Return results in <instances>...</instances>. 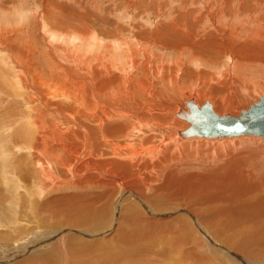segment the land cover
Listing matches in <instances>:
<instances>
[{
    "label": "bare ground",
    "instance_id": "6f19581e",
    "mask_svg": "<svg viewBox=\"0 0 264 264\" xmlns=\"http://www.w3.org/2000/svg\"><path fill=\"white\" fill-rule=\"evenodd\" d=\"M45 1L34 38L0 29L1 138L26 193L0 194V231L25 240L1 248L0 264H264V137L180 135L192 106L236 115L261 96L252 59L264 55V22L230 24L215 9L191 26L182 11L106 44L76 22L68 32L63 5ZM207 14L217 33L198 30ZM163 45L191 62L158 57ZM20 216L59 226L28 237ZM36 248L43 256L24 258Z\"/></svg>",
    "mask_w": 264,
    "mask_h": 264
},
{
    "label": "rangeland",
    "instance_id": "374dc122",
    "mask_svg": "<svg viewBox=\"0 0 264 264\" xmlns=\"http://www.w3.org/2000/svg\"><path fill=\"white\" fill-rule=\"evenodd\" d=\"M223 1H224V3H223ZM58 2H59V4H58ZM240 2H241V4H240ZM210 3H211V5H210ZM57 4L63 5V6H59V8L63 9V12H64L63 16L65 18H64V21L62 20L63 23L61 22L60 24L65 25V28L67 29L68 32L75 30L76 25H77L76 23H78L79 26H81V27L84 26L82 28H88L91 32H94V34L98 35L99 38L104 39V42L106 44H112L110 39H113V38H116L119 36H120V38L123 37V40H119L120 42H123V41H125V43L126 42L129 43V41L132 42L133 36L135 34H137L136 29L132 27V25H134V23H135V25L137 24L140 26V24H141L144 27H149L150 29L154 30L159 24L169 22L171 20V18L173 19L175 16L177 17L178 14L182 11L183 12L187 11L191 14L189 16L191 26H196V24H195L196 16H200L203 13L209 14L212 10H215V9H220V10L221 9H223V10L227 9L229 11V13H231L232 15L231 16L226 15L225 20L227 21V23L230 22V24H236V23L241 24L243 22L242 23L243 26L246 25L245 27H247V26H254V24L257 21L264 22V0H247V2H246V0H228V1L227 0H96V1L95 0H58ZM45 5H46L45 0H0V26H1L0 29H2V30L3 29L4 30L5 29H12V28L15 29L18 27L24 28V26H25V27H27V29H25V31L23 32V35L25 37H28V38H34V32H33L34 24L32 22L37 21V19H38L37 13L39 11H41ZM243 5H244V10L243 9L240 10L239 7H241ZM237 6H238V8H237ZM142 7H143V9H145V11L148 9L146 13H140L139 12V11H141ZM205 7H207V9ZM186 8H187V10H186ZM57 9L58 8L56 6H53L54 14L56 13L55 11ZM207 10H210V11H207ZM237 10H240L241 13H238ZM193 11H195V12H193ZM158 12H160V13H158ZM208 14L205 17L204 22L201 23L202 25L199 26L198 30L202 31L203 34H207L210 32L211 33L212 32L217 33L215 31L216 28L214 27L215 24L212 23V21L210 22ZM210 16H211V14H210ZM101 18H102V20H101ZM249 18H250V20H249ZM51 20H53V18H51ZM192 21H194V23ZM246 21H248V22H246ZM1 22L3 23V25ZM244 22H246V23H244ZM72 23H73V25H72ZM86 23L89 25H87ZM82 24H86V25H82ZM22 25H23V27H22ZM183 25H184V26H182L183 29L186 28V25L185 24H183ZM73 26H74V28H73ZM262 26L264 27V25H262ZM121 27H126L127 29L125 28L126 30L122 31ZM68 29H70V30H68ZM203 29H206V31H208V30H210V31L204 32ZM132 33H134V34H132ZM196 33H199V32L196 31ZM35 40H37V38H35ZM176 44H178V45L176 46ZM176 44H175V47H180L179 45H181L180 43H176ZM114 46H115V44H114ZM182 46L187 48V46H185V45H182ZM165 47L168 48L169 46L163 45L162 50L160 48L158 49V51L160 50L159 53L162 54V55L159 54L158 57L166 56L167 60L173 61L174 59L179 58V59H183L186 63L191 62L192 57L189 54L179 55L178 57H176L177 56L176 51L171 52V51H173V49H170V48L164 49ZM113 51L115 53L117 52L115 50H113ZM120 51H123V49H120ZM155 52H156V50H155ZM163 52H165V54ZM189 52H192V50H189ZM3 55H4L3 52H0V67L3 66L2 70L4 71L5 69L8 70V66L6 64H9V62H7V60H5V57ZM223 55L224 54H220V55H218V57L222 58V64L220 66L223 68H221V70H223V69L226 70V68L228 67V66L226 67V65H228V64H225V63H227L232 58H231L230 53H228L226 56H223ZM257 56H258V58H255V60L252 59V66H253L252 72L255 71L256 75L260 74V77H259V75H257L258 77L257 76L253 77V79L262 80L264 82V57H262L264 55H262L260 53V55H257ZM113 57L115 58V56H113ZM234 61H237V59H235V57H234ZM195 65L197 67H201V64L198 62H195ZM203 67L204 66L202 65L201 68H203ZM218 70H220V67L218 68ZM214 71H215V69H213V72ZM259 72H261V73H259ZM215 74H216V71H215ZM218 75L219 74H217V76ZM188 85H190V83ZM258 88H255L256 92H255V90L254 91L252 90V92L255 95H253L251 91H250V95L252 94L254 97H258L259 95H261V96L264 95V89H262L261 87H258ZM263 88H264V86H263ZM253 96H251L250 98L253 99L254 98ZM7 102L9 104L8 100H7ZM6 107H11V106L6 105ZM2 133H3V131L0 130V191H1L0 194H1V196L5 197L6 200H9L10 202H15V196H18L17 199L20 197L19 201L22 202V200L23 201L25 200L22 197L24 194L26 195V193L23 189H21V187L18 186L19 183H18V181H16V178L13 177L11 174H9L13 169V165H12L13 160H12V156H11V158H9L10 156L7 155V153L5 152V149H7L9 144L3 142L1 137H4V136L2 135ZM98 159L101 160L100 158H98ZM6 167H8V169H6ZM112 174L115 175L117 173H112ZM11 191H14V193H12ZM15 191L18 192V195H15ZM20 194H22V195H20ZM23 209H24V207H23ZM22 218H24L23 219L24 222H28V223H25L26 224L25 225L23 222V224L20 223V225H25V226H29V227L32 226V229H33L27 234L28 237H30V236L34 237L35 234L37 235L38 232L43 231V229L46 231L49 227H53V226L58 227L59 226L57 224V221L46 219L43 217H40L39 220H37V218L35 220L34 217H29V220H26L25 217L20 216L21 220H22ZM44 219H46V221ZM186 219L189 220V217H186ZM42 221H44V222H42ZM33 225L35 227H33ZM91 231L94 232L97 230L93 229ZM101 231H102V229H101ZM0 232H1L0 233V256L2 255V251H3L2 249L4 247H9L13 244H18L19 242L25 241V240L22 241L20 236H18L16 233H14L12 231H8V236H9V237H7L8 239L6 238V230H1ZM96 238H98V236ZM96 238H94V239H96ZM75 239H76L75 240L76 243H78L80 240L79 238H75ZM83 239L85 241L87 240L85 237H83ZM205 243H208V242L203 241V244L207 245ZM72 244H73L72 241H70V239L68 238L67 239V247H71ZM204 245H202L200 248L204 249ZM26 249L27 248H25V250ZM26 253L27 252H25L23 254H26ZM44 253L45 252L42 251V249L38 250L36 248L35 251L32 250L31 253H27L26 254L27 256H25L24 258H27V257L32 256V255L43 256ZM23 254H21V255H23ZM218 258H219V256H218ZM221 260H223V259H221ZM3 264H9V263H3Z\"/></svg>",
    "mask_w": 264,
    "mask_h": 264
},
{
    "label": "water",
    "instance_id": "95a60500",
    "mask_svg": "<svg viewBox=\"0 0 264 264\" xmlns=\"http://www.w3.org/2000/svg\"><path fill=\"white\" fill-rule=\"evenodd\" d=\"M189 107L192 102H188ZM195 105V104H194ZM194 111L187 117L191 125L181 132V137H230L240 135H255L264 137V95L260 96L246 109L238 114L214 112L209 118L202 116L198 107L192 106ZM200 115L201 117H197Z\"/></svg>",
    "mask_w": 264,
    "mask_h": 264
}]
</instances>
